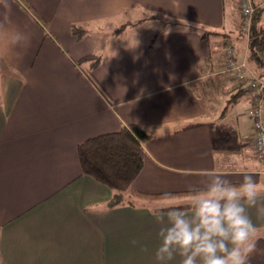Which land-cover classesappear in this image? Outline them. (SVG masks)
I'll return each mask as SVG.
<instances>
[{
	"label": "crops",
	"instance_id": "0c3cea01",
	"mask_svg": "<svg viewBox=\"0 0 264 264\" xmlns=\"http://www.w3.org/2000/svg\"><path fill=\"white\" fill-rule=\"evenodd\" d=\"M238 3L0 0V264H156L150 209L187 204V185L204 172L234 183L252 174L264 186L252 98L225 65L230 42L235 60L261 75L264 56L252 59L240 35ZM6 29L27 37L15 51ZM89 54L100 59L94 68L79 62ZM130 123L151 136L111 206L115 190L83 173L77 145ZM261 236L251 264H264Z\"/></svg>",
	"mask_w": 264,
	"mask_h": 264
},
{
	"label": "clouds",
	"instance_id": "9594fccd",
	"mask_svg": "<svg viewBox=\"0 0 264 264\" xmlns=\"http://www.w3.org/2000/svg\"><path fill=\"white\" fill-rule=\"evenodd\" d=\"M26 39L19 30L4 31L5 47L11 51ZM256 151L264 154V130L258 132ZM186 194L185 205L169 202L149 210L159 225L156 264H171L176 258L178 264H251L264 232V186L252 174L234 183L204 172L187 185ZM165 199L175 198L166 194Z\"/></svg>",
	"mask_w": 264,
	"mask_h": 264
},
{
	"label": "trees",
	"instance_id": "16d2710c",
	"mask_svg": "<svg viewBox=\"0 0 264 264\" xmlns=\"http://www.w3.org/2000/svg\"><path fill=\"white\" fill-rule=\"evenodd\" d=\"M262 12H264V9H259L253 13L252 19L254 22L251 24L250 32L240 33L249 42L252 59L264 56V20L260 17ZM33 14L35 19L40 22L41 27L44 28V23L40 17L34 11ZM70 29L77 39H82L87 33L86 29L80 25H72ZM117 31H120V29ZM229 44L231 43H227L226 47ZM84 61L90 62V67L94 68L100 59L95 54H89L82 57L79 62ZM259 63L262 66L260 77L264 78V58L261 57ZM150 136L149 132L142 126L130 123L123 125L117 131L87 138L77 145V153L83 173L115 190V194L109 202L111 206L122 200L123 192L129 188L131 182L141 170L144 145ZM136 194L149 198L166 195L140 192Z\"/></svg>",
	"mask_w": 264,
	"mask_h": 264
},
{
	"label": "built area",
	"instance_id": "2783aa9c",
	"mask_svg": "<svg viewBox=\"0 0 264 264\" xmlns=\"http://www.w3.org/2000/svg\"><path fill=\"white\" fill-rule=\"evenodd\" d=\"M238 2L239 11L242 17V30L244 32H250L252 16L258 6V3L255 0H238ZM225 65L227 69L234 72L236 79L241 83L245 92L252 98L253 106L251 107L249 113L254 121L253 142L256 150L258 132L264 130V78L251 75L245 61L237 62L235 60L234 48L231 44L226 47ZM256 155L260 160H264V154H259L256 151Z\"/></svg>",
	"mask_w": 264,
	"mask_h": 264
},
{
	"label": "rangeland",
	"instance_id": "374dc122",
	"mask_svg": "<svg viewBox=\"0 0 264 264\" xmlns=\"http://www.w3.org/2000/svg\"><path fill=\"white\" fill-rule=\"evenodd\" d=\"M261 2V3H260ZM257 3H258V6H257V8H256V10L254 11V13L257 11V10H259V9H264V0H260L259 2L257 1ZM239 4V3H238ZM261 4V5H260ZM239 7V6H238ZM239 13H240V11H239ZM262 13H264V12H262ZM240 16H241V14H240ZM241 21H242V17H241ZM251 22H252V24H253V19L251 20ZM241 24H242V22H241ZM122 26H124V25H122ZM121 26V27H122ZM118 30V29H117ZM242 32H244L243 30H242V27L240 26V33H242ZM217 32H214L213 34H216ZM244 33H246V32H244ZM216 35H222V34H219V33H217ZM222 37V36H221Z\"/></svg>",
	"mask_w": 264,
	"mask_h": 264
}]
</instances>
